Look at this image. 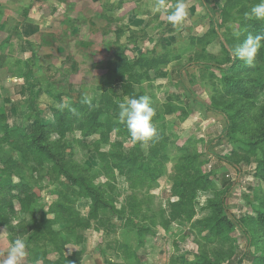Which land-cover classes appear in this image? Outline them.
<instances>
[{
	"label": "rangeland",
	"instance_id": "1",
	"mask_svg": "<svg viewBox=\"0 0 264 264\" xmlns=\"http://www.w3.org/2000/svg\"><path fill=\"white\" fill-rule=\"evenodd\" d=\"M208 1L214 19L202 0H185L188 15L174 28L155 0H0V104L23 101L15 123L30 133L32 116L55 124V114L91 99L65 139L47 126L44 144L54 158L36 171L0 146V197L9 159L13 181L40 191L36 223L21 212L9 227L0 221V259L23 236V264H264L263 65L257 56L248 65L230 55L250 34L245 13L259 0ZM166 3L171 9L176 0ZM33 73L45 96L28 108L30 97L13 91L21 83L14 77ZM233 85L243 94L228 93ZM141 95L152 100L159 133L147 146L132 144L118 119V105ZM192 95L224 113L230 131L192 111ZM71 171L94 182L105 210L70 185ZM198 181L193 217L165 226L177 183ZM57 202L72 206L85 225L73 233L55 223L49 229ZM214 214L229 225V240L206 227Z\"/></svg>",
	"mask_w": 264,
	"mask_h": 264
},
{
	"label": "trees",
	"instance_id": "2",
	"mask_svg": "<svg viewBox=\"0 0 264 264\" xmlns=\"http://www.w3.org/2000/svg\"><path fill=\"white\" fill-rule=\"evenodd\" d=\"M202 2L208 13L212 15L214 19L215 12L212 11V6L209 1L202 0ZM215 21L216 24H218V19ZM248 24L252 26L250 28L251 32L249 35H256V30H260V32L264 33V26L262 25L261 21L259 22V20L255 19L248 20ZM257 60L263 65L262 67L258 68V75L260 78L257 85H259L261 90L264 91V47L259 50L257 54ZM227 82L228 85L229 83H232L230 81ZM227 92H237L238 94H243L241 93V90H239L235 85H233L231 89H228ZM190 100V109L192 111L201 113L202 115H208V117L211 118H217V120L226 128V131H230L231 121L224 113L208 105L206 102L200 101L198 97L194 95L191 96ZM86 108V104L82 103L76 108L61 111L60 113L55 114V124L50 122L46 124L38 117L32 116L34 123L32 125L33 130L30 133L28 132V127L10 126L7 115L3 112H0V146H8L12 150L18 152L21 160L24 163H29L32 167V170L36 171L37 168L53 161L54 158L52 151L44 144L45 138L49 133L47 131L50 130L47 126H51L60 139H65L66 136L73 130L78 117L82 112L84 113L86 111ZM226 138H228V135H226ZM226 140L227 139H221L219 143L224 144ZM3 149L4 148L0 149V156L1 154H4ZM5 165L6 167L4 171L6 170L7 173L5 176L4 174L2 175V189L4 194L0 197L1 224H5L9 227L12 220L18 215L19 212L23 213L24 215H33L34 223H36L37 218L34 212V206L40 200V191L37 189V187L32 186L23 178H20L19 183H15L13 181V174H15L16 169L15 162L12 159H9ZM55 168L58 169L57 166H55ZM74 174L75 171L65 173L67 180L69 183H71L70 185L76 187L79 190V193L82 194L86 200H89L93 206L95 205V207L105 210V206H107V204L104 202L99 192H97L94 182L81 174ZM197 184L200 185V181L194 184L177 183V190L174 195L179 199L178 201L169 202L170 213L168 216V221L163 223L165 226H169L172 222H177L184 218L190 219L193 217L194 210L192 209V204L195 200ZM206 189L204 188V190ZM15 202L20 207L19 211L15 209ZM50 214L54 216V219L52 222H47L49 229L51 228V225L55 223L61 227V231L66 230V232L73 233L75 229L85 225V221L81 219L80 214L74 211L72 206L66 205L64 203H55V205H53L50 210ZM41 221H46V219H41ZM209 221V225L206 227L209 229L211 234L218 237H223L224 240H229L230 227L227 222L224 221V219L217 218V216L214 214ZM260 224L264 230V215L260 219ZM144 231L145 230H139L137 235H143ZM55 236L60 237V235L57 233H55ZM141 239H139V241H141ZM64 245L65 243H63V246ZM60 253L62 256H64L63 247L60 248ZM69 259L71 258H68L67 260ZM242 262L243 261H240V264H242ZM181 264L195 263L182 261Z\"/></svg>",
	"mask_w": 264,
	"mask_h": 264
},
{
	"label": "clouds",
	"instance_id": "3",
	"mask_svg": "<svg viewBox=\"0 0 264 264\" xmlns=\"http://www.w3.org/2000/svg\"><path fill=\"white\" fill-rule=\"evenodd\" d=\"M155 11L166 16V20L174 28L180 27L187 13L185 0H176L175 5L169 9L166 0H155ZM245 19L264 20V0H259L245 13ZM239 38L240 33H235ZM264 47V35H248L247 38L230 49L233 59L243 61L252 65L259 50ZM82 102L91 105V99L85 95ZM118 119L125 124L132 144L147 146L159 138L157 128L153 123L155 109L152 100L147 95L137 97H126L124 102L118 105ZM3 232H0L2 234ZM28 243L23 236H17L10 242L6 256L0 259V264H23L27 257ZM34 264H44L42 258H37Z\"/></svg>",
	"mask_w": 264,
	"mask_h": 264
},
{
	"label": "crops",
	"instance_id": "4",
	"mask_svg": "<svg viewBox=\"0 0 264 264\" xmlns=\"http://www.w3.org/2000/svg\"><path fill=\"white\" fill-rule=\"evenodd\" d=\"M9 11H13V9H9ZM8 13V11H6ZM15 13L16 12H19L17 9L16 11H14ZM4 13V12H3ZM3 15H9V14H3ZM20 32L23 33V28L21 26V29H20ZM13 45V43H11ZM10 44V45H11ZM17 48H21L22 45L20 43L17 42L16 44ZM20 81V85H16L13 89V91L18 94L19 92H24L25 95H28L30 97V103L27 104V107L30 108L31 105H34L35 106V102L38 101L40 98L44 97L43 96V93L39 91V87L38 85H40L39 83L36 82L37 80V76L33 73L32 75L31 74H28V75H19V76H16L14 77V81ZM27 84V87H25ZM18 96V95H17ZM26 97V96H25ZM24 97V98H25ZM9 104V105H7ZM7 104H4V106H1L2 104H0V112H3L7 115V119H8V123L10 124V126H21L20 123H15V121H18L20 120V112H19V107H24L23 105H25L23 103L22 100H13L12 99V102L10 101V103H7ZM23 114H29L30 113V109H24V111H22ZM11 117L13 118H16V120L14 119V122L11 123Z\"/></svg>",
	"mask_w": 264,
	"mask_h": 264
}]
</instances>
